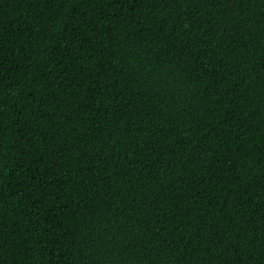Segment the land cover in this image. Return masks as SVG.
Listing matches in <instances>:
<instances>
[{"label":"trees","instance_id":"obj_1","mask_svg":"<svg viewBox=\"0 0 264 264\" xmlns=\"http://www.w3.org/2000/svg\"><path fill=\"white\" fill-rule=\"evenodd\" d=\"M0 264H264V0H0Z\"/></svg>","mask_w":264,"mask_h":264}]
</instances>
